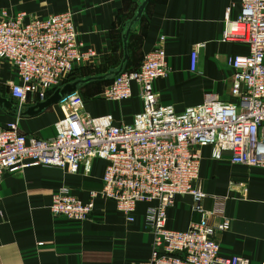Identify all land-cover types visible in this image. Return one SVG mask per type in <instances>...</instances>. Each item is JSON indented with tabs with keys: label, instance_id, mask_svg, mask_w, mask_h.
<instances>
[{
	"label": "built area",
	"instance_id": "built-area-1",
	"mask_svg": "<svg viewBox=\"0 0 264 264\" xmlns=\"http://www.w3.org/2000/svg\"><path fill=\"white\" fill-rule=\"evenodd\" d=\"M238 2L235 19L225 10L221 40L241 42L247 53L226 59L231 69L228 102L206 97L181 113L160 104L152 83L166 75L167 67L163 49L156 45L136 69L120 71L100 94L104 101L122 103L131 96L130 84L138 87L142 110L129 124H114L109 115H87L78 92L57 103L62 119L49 139L22 134L16 120L0 124V180L3 173L36 166L70 175L80 168L86 174L92 160H102L99 191L81 202L60 186L50 197V215L83 222L100 197L131 223L136 203L155 202L142 217L151 236L147 264H249L245 257L219 255L213 235L226 231L229 220L207 223L209 216L222 214V201L215 199L205 211L201 202L206 194L198 181V149L203 146L228 153L230 164L264 169V0ZM199 46L189 53L190 72ZM94 58V51L77 38L69 12L32 20L23 13H0V61L9 64L16 78L6 86L18 109L28 98L43 101ZM178 195H188L199 216L184 231L165 226L166 210Z\"/></svg>",
	"mask_w": 264,
	"mask_h": 264
},
{
	"label": "crops",
	"instance_id": "crops-1",
	"mask_svg": "<svg viewBox=\"0 0 264 264\" xmlns=\"http://www.w3.org/2000/svg\"><path fill=\"white\" fill-rule=\"evenodd\" d=\"M139 1L0 0V13H23L26 20H32L69 12L83 48L94 51V63L99 68L107 67V73L121 62V36ZM226 9L229 19H235L238 0H148L127 34V58L122 67L136 69L142 57L159 45L167 73L152 83V90L160 104L181 113L200 105L206 97L228 102L231 69L226 59L247 51L241 42L221 40ZM196 45L200 46L196 49L195 69L190 72L189 53ZM110 81H91L79 87L77 92L83 87L90 90L83 111L92 117L109 115L114 124H129L132 116L142 110L138 87L130 84L131 96L125 102H107L96 95L102 84L107 86ZM10 82H16L13 71L8 63L0 61V97L7 98L14 108L6 86ZM38 102L28 98L13 113L0 107V124L16 120L19 131L26 136L53 137L54 125L62 119V112L54 104L35 115L24 114ZM198 152V181L206 194L201 206L210 211L217 199L223 207L222 214L209 216L207 223L215 225L222 217L229 220L226 231L213 235L219 255H235L247 258L249 264H264V169L230 164L228 153H214L210 146L200 147ZM104 166V161L94 159L86 174L80 168L70 175L57 168L39 166L3 173L0 264H147L151 236L143 227L142 217L145 208L155 202L136 203L131 223L124 221L111 201L100 197L92 201L90 217L80 223L54 217L48 211L50 197L60 186L66 187L75 199L87 201L88 193L101 187ZM198 220L190 197L178 195L166 210L165 226L184 231Z\"/></svg>",
	"mask_w": 264,
	"mask_h": 264
},
{
	"label": "water",
	"instance_id": "water-1",
	"mask_svg": "<svg viewBox=\"0 0 264 264\" xmlns=\"http://www.w3.org/2000/svg\"><path fill=\"white\" fill-rule=\"evenodd\" d=\"M148 0H140L137 9L134 13V16L130 21H128L125 24V29L122 33L121 40H122V50H123V57L121 59V62L116 70H109L107 73L100 75V76H95V77H88L84 79H76L72 82L65 83L59 88H56L45 100L36 103L32 107L27 108L24 111L25 115H35L45 108L57 104L62 98H64L67 95H70L74 92H77L80 86L89 83L91 81H96V80H105L108 77H114L116 76L122 69L123 63L125 59L127 58L126 54V37L128 32L131 29L132 24L140 17L141 12L143 10L144 5L146 4ZM0 107L4 109V111L8 113H13V110L16 108L12 106L11 102L7 98L0 97Z\"/></svg>",
	"mask_w": 264,
	"mask_h": 264
},
{
	"label": "rangeland",
	"instance_id": "rangeland-1",
	"mask_svg": "<svg viewBox=\"0 0 264 264\" xmlns=\"http://www.w3.org/2000/svg\"><path fill=\"white\" fill-rule=\"evenodd\" d=\"M112 68V67H111ZM117 67H114V70ZM107 69V67H101L99 68L98 66H96V64L94 63V61L90 62V63H85L80 65V67L78 68V70H76L72 76H70L66 81H64L63 83H66L67 81H74L78 78H88V77H93L96 75H103L105 74V70ZM110 69V68H109ZM67 82V83H68ZM106 84H102V87L100 89H98V94L96 95L97 97L100 98V94L103 91V89L106 87ZM88 91L90 92L88 87H83L78 91V94L81 96V98L83 99V101L85 99H87L88 95Z\"/></svg>",
	"mask_w": 264,
	"mask_h": 264
},
{
	"label": "trees",
	"instance_id": "trees-1",
	"mask_svg": "<svg viewBox=\"0 0 264 264\" xmlns=\"http://www.w3.org/2000/svg\"><path fill=\"white\" fill-rule=\"evenodd\" d=\"M123 70H125L123 67H122V69H121V71H123ZM113 77H108L107 79H105V80H111ZM97 81V80H96Z\"/></svg>",
	"mask_w": 264,
	"mask_h": 264
}]
</instances>
